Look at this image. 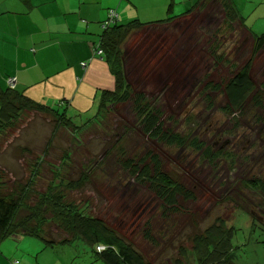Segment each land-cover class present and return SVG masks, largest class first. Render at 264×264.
Instances as JSON below:
<instances>
[{
    "label": "rangeland",
    "instance_id": "rangeland-1",
    "mask_svg": "<svg viewBox=\"0 0 264 264\" xmlns=\"http://www.w3.org/2000/svg\"><path fill=\"white\" fill-rule=\"evenodd\" d=\"M234 2L253 32L259 35L264 32V0ZM148 7L140 3L136 11L141 14ZM188 8L183 7L182 12ZM252 48L249 32L238 22L225 23L220 5H204L188 19L170 26L133 32L122 47L125 81L132 90L129 100L107 110L100 125L94 124L76 137L79 140L76 146L70 131L60 133L63 137H54L46 155L44 150L53 126L48 118L35 121L28 116L17 130L8 132L0 141V167H10L12 153H16L14 145H29L44 157L40 177L36 179L38 192L47 189L54 179L73 175L77 180L87 173L88 185L79 192H66V201L74 202L85 213L127 236L151 259L155 258V264H173L172 260L180 258V246L191 253L192 260L195 227L199 228L197 233H202L221 219L225 229H229L242 212L249 216L243 222L245 231L250 232L254 223L264 226V195L249 185L253 179L264 181V98L259 107L253 106L255 94L264 95V48L256 55L250 70L255 89L241 110L231 111V98L226 90V84L250 58ZM214 85L219 88H213ZM139 94L144 96L143 105L159 111L164 131L169 129L185 137L183 144L161 142L143 130L141 118L130 111ZM96 109L85 113L82 121L75 119L76 122L91 118ZM118 123L126 126L119 133L115 131ZM110 134L113 139L107 136ZM121 137L125 150L122 160L129 158L134 164L142 160L139 169L148 165L153 171L151 158L157 156L165 173L192 190L196 200L185 203L183 212H171L147 180L141 182L120 164L124 161H116L115 153L101 161L102 145ZM195 138L200 143L199 149L191 144ZM13 139L16 142L11 144ZM207 148L222 152L209 160L204 154ZM68 151L71 159L63 163L61 158ZM59 168L63 173L60 171L55 178L53 172ZM30 198V204L37 200L35 195ZM192 219L195 227L189 224ZM147 223L159 247L153 248L143 239ZM49 229L59 232L53 224ZM257 238L260 242H256ZM262 241L264 232L254 231L251 240L241 243L240 250H236L233 264H264ZM17 247L19 252L15 253ZM0 248V264H9L8 260L21 262L23 258L25 264H103L82 241L45 248L44 242L35 237L9 238ZM185 262L189 264L190 259Z\"/></svg>",
    "mask_w": 264,
    "mask_h": 264
},
{
    "label": "trees",
    "instance_id": "trees-1",
    "mask_svg": "<svg viewBox=\"0 0 264 264\" xmlns=\"http://www.w3.org/2000/svg\"><path fill=\"white\" fill-rule=\"evenodd\" d=\"M207 1L200 0L198 4L200 2L204 4ZM219 2L224 11L225 23L238 22V25L248 31L253 39L250 58L226 84L227 94L231 98V111L233 112L234 109H242L241 107L255 89L250 79V70L256 55L264 48V32L260 35L253 32L252 28L247 25V19L238 11L233 0H219ZM152 24L154 23H142L138 19L121 23L117 10H109L106 20L101 23L103 33L99 43H97L95 54L101 57L109 66L115 78V87L112 90H102L99 98L90 109L73 111L71 107L65 106L63 102L49 105L35 101L25 95L24 92L9 87L7 80L8 88L0 91V141L6 137L8 132L17 130L21 122L28 116L33 117L35 121H39L42 117L48 118L47 121L53 126L52 136L46 143L44 150V154H48L54 137L62 136L60 133L66 134L70 131L75 140L76 137L84 134L90 126L100 125L107 110H112L113 105L126 103L132 94L130 86L125 81L123 45L131 33L143 30ZM219 59H222V56ZM213 88H219V85H214ZM136 97L130 111L141 118L143 130L147 134L168 144H183L186 141L185 137L178 133H173L169 129L164 131L163 123L158 118L159 111H154L151 108L152 106L148 104L143 105L144 96L142 94ZM263 98L262 92L256 93L253 98V106L259 107ZM94 107H97V109L91 118L84 119L80 124L76 122L75 119L82 121L83 115L94 109ZM125 128V125L118 123L115 131L119 133ZM107 136L112 137L111 139L114 137L112 134ZM122 138L114 142L111 140L110 143H112L109 145L106 143L102 145V147L104 146L102 148L104 153L100 155L102 157L101 161H106L112 153H115L116 161H124L120 164L131 175L140 179L141 182L147 180L151 189L155 191L156 195L171 212H183L185 203L196 200L195 193L192 190L186 188L181 181L165 173L157 156L151 158L154 172L148 165L139 169L142 160L135 164L134 160L129 158L122 160L121 158L125 156V150L121 144ZM14 142H16V139H13L11 144ZM77 142L79 143V140L76 139L74 145L78 144ZM191 144L198 149L200 148V143L196 138L192 140ZM69 146L71 147V142ZM13 148L16 153L14 151L12 153L13 161L9 164L10 167H0V246L9 238L20 239L21 237L41 239L45 248H54L56 244L63 246L70 245L75 241H82L90 248L96 259L103 264H155L153 262L155 258L151 259L148 253L142 251L127 236L109 226L102 219L85 213L74 202L66 201V192H79L88 185L90 175L82 173L77 180L73 178V175L58 178L61 171L59 168L58 171L53 172L55 178L59 180L54 179L49 183L47 189L38 192L35 190L36 179L40 177L44 157L37 155L34 148L29 147V145L27 147L14 145ZM114 149H117V152ZM220 152L222 151L213 152L210 148H207L204 154L205 157L212 160L218 157L221 154ZM65 154L63 159L61 158L63 163L71 159L69 151ZM28 159L31 161H28ZM61 173H63V170ZM24 179H26L25 182ZM249 185H251V188L259 189L264 195V181L253 179V181H249ZM31 195L37 197L34 204H30ZM242 213L237 222L229 229H225L224 221L218 219L217 223H214L202 233H197L199 228L193 226L195 220L192 219L189 224L193 223L192 227H195L191 239L194 256L191 260V253L180 246L178 247L180 258L172 260L173 264H187L185 261L188 259H190L189 264H233L237 257L236 250H240L241 243L249 242L256 230L264 232V226L260 225L261 223H254L250 232L245 231L243 222L249 216L245 212ZM51 224L56 225L59 232L58 230L52 232L49 229ZM150 228L151 225L147 223L143 239L152 244L153 248L159 247V241L154 238ZM239 236H242L241 239ZM259 239L257 238L256 242H260ZM261 243L264 244V241ZM39 247L42 249V246ZM18 252L19 247H17L15 253ZM38 258L36 256V261ZM24 259L26 260V258ZM8 261L9 264H22L20 260Z\"/></svg>",
    "mask_w": 264,
    "mask_h": 264
},
{
    "label": "crops",
    "instance_id": "crops-1",
    "mask_svg": "<svg viewBox=\"0 0 264 264\" xmlns=\"http://www.w3.org/2000/svg\"><path fill=\"white\" fill-rule=\"evenodd\" d=\"M199 1L0 0V91L16 78V89L35 101L90 109L102 90L115 87L109 66L95 54L109 10H117L121 23L138 19L154 23L146 28L166 27L188 19L201 5H221ZM140 3L149 5L141 14Z\"/></svg>",
    "mask_w": 264,
    "mask_h": 264
},
{
    "label": "built area",
    "instance_id": "built-area-1",
    "mask_svg": "<svg viewBox=\"0 0 264 264\" xmlns=\"http://www.w3.org/2000/svg\"><path fill=\"white\" fill-rule=\"evenodd\" d=\"M16 84H17L16 78H10V79H8V85L12 89H15L16 88Z\"/></svg>",
    "mask_w": 264,
    "mask_h": 264
}]
</instances>
